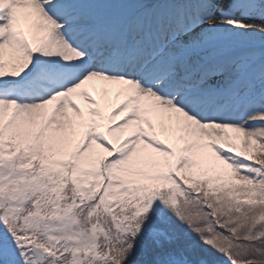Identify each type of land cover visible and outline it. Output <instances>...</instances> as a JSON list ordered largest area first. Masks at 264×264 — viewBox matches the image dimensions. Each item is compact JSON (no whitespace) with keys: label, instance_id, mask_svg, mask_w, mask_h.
Returning a JSON list of instances; mask_svg holds the SVG:
<instances>
[{"label":"snow or ice","instance_id":"1","mask_svg":"<svg viewBox=\"0 0 264 264\" xmlns=\"http://www.w3.org/2000/svg\"><path fill=\"white\" fill-rule=\"evenodd\" d=\"M0 264H264V0H0Z\"/></svg>","mask_w":264,"mask_h":264},{"label":"rangeland","instance_id":"2","mask_svg":"<svg viewBox=\"0 0 264 264\" xmlns=\"http://www.w3.org/2000/svg\"><path fill=\"white\" fill-rule=\"evenodd\" d=\"M254 23H256V24H260L261 21H260V20H256V21H254Z\"/></svg>","mask_w":264,"mask_h":264}]
</instances>
